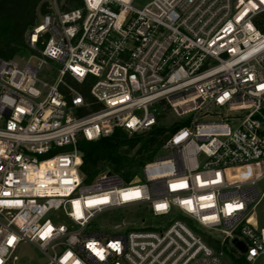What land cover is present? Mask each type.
I'll use <instances>...</instances> for the list:
<instances>
[{
    "label": "built area",
    "instance_id": "1",
    "mask_svg": "<svg viewBox=\"0 0 264 264\" xmlns=\"http://www.w3.org/2000/svg\"><path fill=\"white\" fill-rule=\"evenodd\" d=\"M45 2L29 58L0 59V264L22 245L46 264L264 258V0ZM159 106L179 119L164 156L86 181L78 142L149 129ZM116 210L146 215L94 229Z\"/></svg>",
    "mask_w": 264,
    "mask_h": 264
},
{
    "label": "trees",
    "instance_id": "2",
    "mask_svg": "<svg viewBox=\"0 0 264 264\" xmlns=\"http://www.w3.org/2000/svg\"><path fill=\"white\" fill-rule=\"evenodd\" d=\"M63 6L78 8L81 0H62ZM45 0H0V59H15L24 51V35L32 27L38 15L47 12ZM264 20L258 23L262 29ZM263 30V29H262ZM70 84L88 100L89 84ZM178 125L173 124L169 130L152 126L143 136L129 138L121 129L94 142L79 141L78 148L82 154L80 174L86 181L93 179L104 168L120 175L125 182L138 176L142 167L155 159L161 145ZM231 264H247L242 257L233 259Z\"/></svg>",
    "mask_w": 264,
    "mask_h": 264
},
{
    "label": "rangeland",
    "instance_id": "3",
    "mask_svg": "<svg viewBox=\"0 0 264 264\" xmlns=\"http://www.w3.org/2000/svg\"><path fill=\"white\" fill-rule=\"evenodd\" d=\"M142 2H144V0H142ZM262 20H264V17L262 18ZM29 56L30 53L23 51L22 53H20V55H18V57L15 58V60L21 64L24 63L29 58ZM22 57H23V61H20V58ZM31 63L35 64V61L32 60ZM156 112L158 116L154 126L169 130L173 124L178 125L177 121L179 119L176 118L175 114L168 107L159 106L157 107ZM150 129L151 128L139 131L137 133L128 134V137L135 138V137L143 136L147 132H149ZM157 156L160 158L164 156V153L159 152ZM108 171L111 172L109 169L104 168L102 171H100V173L108 172ZM256 188L258 190L259 195H261V197L258 203L252 209V222H254L259 227H264V180L260 181L256 185ZM252 206L253 204H251L249 208ZM141 215H146V213H144L141 210H139L138 213H131V214L130 212L123 213L120 210L112 211L99 217L95 222L94 229H100V228L110 229L114 223H117L123 219L125 221L127 220L130 221L134 219L136 216L139 217ZM232 252L231 250L230 251L225 250V255L221 258V264H231L233 259L236 260L239 259L240 255H238L236 252H234L233 254ZM18 257L19 259L16 264H46L43 255L34 247L27 245H22L20 247V249L18 250ZM262 262L263 259H259L254 264H262Z\"/></svg>",
    "mask_w": 264,
    "mask_h": 264
},
{
    "label": "water",
    "instance_id": "4",
    "mask_svg": "<svg viewBox=\"0 0 264 264\" xmlns=\"http://www.w3.org/2000/svg\"><path fill=\"white\" fill-rule=\"evenodd\" d=\"M232 243L234 244L235 248L240 252L242 253L244 251V247H243V244L239 243V242H236L235 240L232 241Z\"/></svg>",
    "mask_w": 264,
    "mask_h": 264
},
{
    "label": "snow or ice",
    "instance_id": "5",
    "mask_svg": "<svg viewBox=\"0 0 264 264\" xmlns=\"http://www.w3.org/2000/svg\"><path fill=\"white\" fill-rule=\"evenodd\" d=\"M261 87H264V85H261ZM159 207H163V206H159Z\"/></svg>",
    "mask_w": 264,
    "mask_h": 264
},
{
    "label": "crops",
    "instance_id": "6",
    "mask_svg": "<svg viewBox=\"0 0 264 264\" xmlns=\"http://www.w3.org/2000/svg\"><path fill=\"white\" fill-rule=\"evenodd\" d=\"M263 259V262H262V264H264V258H262Z\"/></svg>",
    "mask_w": 264,
    "mask_h": 264
}]
</instances>
